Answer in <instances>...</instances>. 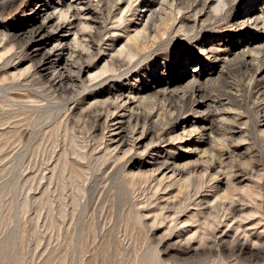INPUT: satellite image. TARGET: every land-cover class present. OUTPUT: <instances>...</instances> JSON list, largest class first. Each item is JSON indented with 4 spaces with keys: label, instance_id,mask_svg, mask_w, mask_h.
<instances>
[{
    "label": "rangeland",
    "instance_id": "374dc122",
    "mask_svg": "<svg viewBox=\"0 0 264 264\" xmlns=\"http://www.w3.org/2000/svg\"><path fill=\"white\" fill-rule=\"evenodd\" d=\"M3 1L0 264H264V0H46L72 81L35 0ZM150 10L165 34L128 58Z\"/></svg>",
    "mask_w": 264,
    "mask_h": 264
},
{
    "label": "bare ground",
    "instance_id": "6f19581e",
    "mask_svg": "<svg viewBox=\"0 0 264 264\" xmlns=\"http://www.w3.org/2000/svg\"><path fill=\"white\" fill-rule=\"evenodd\" d=\"M14 1H16V0H5V1H3L2 9L10 8L13 5ZM45 1L46 0H35V1L32 2L31 8H30V13H31V20L30 21L32 23H37V25L35 27H33V29H31V31L29 32L30 33V35H29L30 39L33 40L34 43H35L32 46H33V48H35L34 50L38 51L40 49H44V48L48 47V45L53 41L54 42L53 46L50 47L49 50H44L45 53H42L43 55L41 56L40 66L43 67L44 70H47L49 68H53V72L56 71L60 75V79L61 80H67V81L71 80L72 81L71 77L66 76L67 74L66 75L63 74L64 72H60L62 70L59 71L60 67L62 69H64L68 65V64H66L65 56H66L67 53L70 54L72 52L70 50L71 47L69 48L67 40L64 38L65 37L64 35H61V37H60L57 34V32H61L62 31V27L63 26H61L58 23L57 24L51 23L50 14L47 11L48 5H47V3H45ZM179 1H181V0H179ZM204 2L206 3V0H204ZM68 8H70V7L68 6ZM62 15H64V14L62 13ZM250 15L251 14H250V11H249L245 15L238 16V19H242L243 17L250 18ZM65 16H66V12H65ZM158 16H160V10H159V12H156L155 10L154 11L150 10V14L147 17L148 21H147V23H146V21L144 22L145 24H143L142 30H136L135 35H129L127 37L128 44L126 43V46H124V47H127V49L129 50V51H127L128 52L127 53V57L128 58H131L134 55V53H139L140 51H142L145 48H147L148 47V43L150 41H151V43H153L152 41L156 40L161 35L163 36V34H165V29L161 28L163 23L165 22V18L164 17L161 18V17H158ZM243 20H241V23L239 24V27L247 25L246 24L247 22H242ZM254 22H255V20L252 22V24H254ZM162 36H161V38H162ZM161 38H159V39H161ZM151 43L149 45H152ZM124 47H123V49L121 51L120 50L119 51L122 52L124 50ZM214 50L215 49L212 48L211 50H208V53L212 54V52L217 51V50H215V51ZM219 55L220 54L213 53V57H212L213 60L217 61V62L222 61V60L219 59ZM68 56H70V55H68ZM51 72H52V69H51ZM56 72H54V74ZM196 80L197 79H194V77H193V79H191L190 82L187 85V86H190V88H189L190 89V92H189L190 94H189L188 101H187L186 106H185L186 107V109H185L186 112H191V111L195 110L196 108L198 109V108L204 106L207 103V101H208V98L205 95L204 89L200 85H196ZM263 84H264V80H263ZM124 94H121L120 98L122 97V95L124 96ZM140 94L141 93H139V92L134 93V92H132V90H131V92L129 90L128 93L123 98H121L120 100L118 99L119 97H116L115 100L119 101V102L116 101L117 107H119L121 104L123 105V103L127 102V101H131V105H132V107H134V105L132 103L135 100V98H137V101L136 100L135 101L137 103H140V101H138L139 98H141ZM199 99H202V101H199ZM120 102H121V104H119ZM136 102H134V103H136ZM220 104H222V102ZM137 105H135V107ZM115 106H114V108H115ZM125 107H127L130 110V112H131V108H132L131 106H128V105L126 106V104H125ZM183 110H184V108H183ZM132 111H133V109H132ZM209 115H210V112H209L208 116L205 117V119H206L207 122H209L211 127H213L212 126V124H213L212 121L211 120H207ZM130 116H132V115H130ZM199 128H201V127H199ZM119 129H121L120 125H119V127L116 128V130H119ZM118 135H119V133H118ZM120 136H121V133H120ZM166 163H168V161ZM162 166H164V165H162ZM173 170H172V172L174 173L175 171H173ZM178 173L180 174L181 170H179ZM231 205L228 208V210H229V214L231 215V218H232V217H234L235 213H233L234 208ZM235 211H237V210H235Z\"/></svg>",
    "mask_w": 264,
    "mask_h": 264
}]
</instances>
